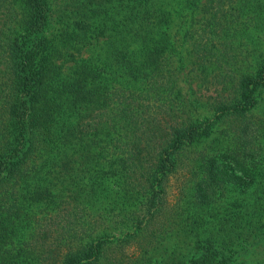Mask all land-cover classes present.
<instances>
[{
	"label": "trees",
	"instance_id": "obj_1",
	"mask_svg": "<svg viewBox=\"0 0 264 264\" xmlns=\"http://www.w3.org/2000/svg\"><path fill=\"white\" fill-rule=\"evenodd\" d=\"M51 2L0 0V264H264V0H73L58 35Z\"/></svg>",
	"mask_w": 264,
	"mask_h": 264
},
{
	"label": "rangeland",
	"instance_id": "obj_2",
	"mask_svg": "<svg viewBox=\"0 0 264 264\" xmlns=\"http://www.w3.org/2000/svg\"><path fill=\"white\" fill-rule=\"evenodd\" d=\"M72 1L73 0H52L50 6L53 11L51 12L50 18L47 23V31H46L47 34L58 35L63 31V27L66 26L70 20L68 19V16H69V10L73 6ZM61 13H63L64 15L62 17H59L58 15ZM3 22L4 25H6L5 18L0 15V26H2ZM174 44H175L174 48L176 51V55L174 56V59L177 58L181 59L182 62L181 64L183 65L182 68L183 73H185L179 77V81H178V87L181 91V94L183 93L186 98L188 97L195 98L199 104L205 103L206 101L210 100L213 97H217L218 93H220L221 90L219 85H216V83L214 82L215 72L207 69L203 71L199 67L197 63V59H195L193 56L189 54L188 52L189 47H187L186 44H182L179 38L176 40V42H174ZM86 51L87 49H82L81 55L82 56L86 55ZM2 74H3V64L0 62V77L2 76ZM200 110H203V108L200 107ZM182 177H183V172H179V173L176 172L168 178L165 185V196H164L167 206H171L174 203L176 196L179 194L178 190L181 181L183 179ZM42 222L43 221L39 220L38 218L35 219L33 224L35 229L31 228L29 229L28 232H25L24 240L27 238V240L25 241L28 242V240H31L33 238L37 239L35 240L36 250L34 249L31 251L32 255L36 253L37 245L40 242L43 241V243H40V245L45 246V244L48 241V233L52 232V234H54V232H56V229L54 230L55 228L54 225L49 226L51 230L45 229L48 232L46 235L47 238L46 237L43 238L42 236L41 238H39L37 235L39 228L41 227V224H43ZM107 225L111 226V224H107ZM115 226H116L115 228L109 229L110 232L109 235L119 237L120 236L119 226H122V224L116 223ZM40 245H38V247L41 250ZM124 251H125L124 253H126L127 255H133L138 252V249L135 248L134 244H130L129 246H127V248L124 249ZM256 254L259 256H264V243H262L256 248Z\"/></svg>",
	"mask_w": 264,
	"mask_h": 264
}]
</instances>
